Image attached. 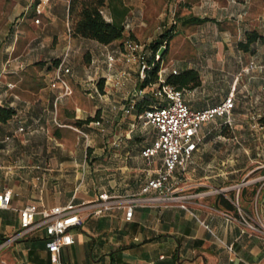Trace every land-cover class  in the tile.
<instances>
[{"label": "crops", "instance_id": "1", "mask_svg": "<svg viewBox=\"0 0 264 264\" xmlns=\"http://www.w3.org/2000/svg\"><path fill=\"white\" fill-rule=\"evenodd\" d=\"M68 2L0 0V107L14 112L0 121V192L10 194L0 240L19 228L23 205L131 196L156 176L160 154L149 165L139 154L155 130L137 118L154 98L137 63L117 58L108 68L106 56L124 39L148 47L169 31L163 76L197 78L179 89L185 104L207 108L232 91V108L200 124V142L167 180L183 207H134L129 220L118 208L85 216L58 264H264V234L242 223L264 227V0H113L100 13L123 32L106 45L70 34ZM249 31L260 38L243 51ZM64 51L70 93L55 99L61 89L49 82ZM55 260L41 228L0 249V264Z\"/></svg>", "mask_w": 264, "mask_h": 264}, {"label": "built area", "instance_id": "2", "mask_svg": "<svg viewBox=\"0 0 264 264\" xmlns=\"http://www.w3.org/2000/svg\"><path fill=\"white\" fill-rule=\"evenodd\" d=\"M38 19H34L37 23ZM165 41H162L153 52L154 60H160V55L165 49ZM148 47L131 39H124L120 50L115 54L106 56V66L112 68L118 59L125 63H137L138 78L144 77V70L147 67ZM67 52L64 51L53 69V75L49 86L59 87L61 91L56 95L58 99L70 93L68 84L64 78L69 73L65 66ZM161 62V61H160ZM252 65L249 64V67ZM176 71L171 70L174 74ZM120 76L123 71H118ZM118 82H114L117 84ZM149 95L154 102L137 115L142 124H149L155 130V138L149 145L144 146L139 154L144 164L149 165L151 158L159 153L161 165L155 177L148 178L131 196H114L100 192L91 202L74 205L68 202L62 206H53L47 209H40L34 204H26L18 208L19 228L11 235L0 240V249L16 242L21 237L30 234L37 228H41L44 234V247L56 256L62 246L73 242L71 230L78 226L83 217L88 215H99L112 208L123 210L124 219L129 220L134 207H146L154 205H178L183 207V197L173 195V189L167 184V180L176 167L183 168L191 154L200 142L198 128L201 123L216 117L228 116L232 108V91H229L221 102L216 105L191 109L182 100L181 91L173 85L165 82L161 67L157 71V78L154 83L147 87ZM129 108L125 109L127 113ZM98 125V121H94ZM80 132V131H78ZM81 133V132H80ZM10 194L7 191L0 192V208H7ZM226 218L232 219L230 215ZM242 223L249 229L264 234V227L259 222H248L244 219Z\"/></svg>", "mask_w": 264, "mask_h": 264}, {"label": "trees", "instance_id": "3", "mask_svg": "<svg viewBox=\"0 0 264 264\" xmlns=\"http://www.w3.org/2000/svg\"><path fill=\"white\" fill-rule=\"evenodd\" d=\"M113 0H69L68 2V25L71 35L85 39L94 40L99 44L106 45L122 37L123 25L119 21H105L100 13V8L104 4L110 6ZM115 1V0H114ZM170 37V32L165 31L160 38L148 45L147 67L144 70V77L140 80V87H147L154 83L157 78V71L160 68V60L156 61L153 52L157 49L162 41L165 46ZM260 36L255 31H249L244 34V41L238 42L237 47L247 51L250 45L259 39ZM187 78V79H186ZM187 81L192 85L197 83L196 74L193 71H187L184 75L170 73L165 77V82L180 89ZM11 108L0 107V121H5L13 115ZM89 120V119H88Z\"/></svg>", "mask_w": 264, "mask_h": 264}]
</instances>
